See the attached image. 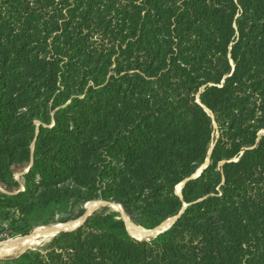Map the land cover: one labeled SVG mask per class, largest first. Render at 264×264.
I'll use <instances>...</instances> for the list:
<instances>
[{
  "label": "trees",
  "instance_id": "trees-1",
  "mask_svg": "<svg viewBox=\"0 0 264 264\" xmlns=\"http://www.w3.org/2000/svg\"><path fill=\"white\" fill-rule=\"evenodd\" d=\"M62 127L78 145L68 147ZM261 130L264 0H0V221L9 235L85 201L65 185L77 165L87 192L110 191L102 179L118 178L99 197L145 230L186 205L148 240L104 211L0 264H264ZM19 169H29L24 192ZM30 177L40 189L33 202Z\"/></svg>",
  "mask_w": 264,
  "mask_h": 264
},
{
  "label": "rangeland",
  "instance_id": "rangeland-1",
  "mask_svg": "<svg viewBox=\"0 0 264 264\" xmlns=\"http://www.w3.org/2000/svg\"><path fill=\"white\" fill-rule=\"evenodd\" d=\"M196 101H197V103H199V93L196 95ZM204 110L207 112L206 109H204ZM21 113H22V111L15 110L13 112V114H12V117L9 119L10 124L18 123L19 118H20L19 116H21ZM207 113L213 119L212 115L209 112H207ZM34 124L36 126L39 125L38 122H34ZM53 126H54V121L52 120L51 123L48 126H46V127L51 128ZM60 130H62V134L60 136L64 139V142H66L68 144V147L69 146H72V147L74 146L75 147V145L77 144V142L79 144V140L82 137H78V138H76L74 140H70L69 139V135L64 134L63 127ZM263 134H264V130H261L258 133V136L260 137ZM218 136H219V134H218L217 127H216L215 123L213 122V135H212V142L210 144V150H209V152L211 151L212 147L215 145V141L218 138ZM10 141H11V139H10ZM209 164H210L209 158H207L205 160V162L196 170V172L192 175V177L190 179L193 180V179L199 177L201 175V173L209 166ZM30 166H31V163H30L29 167ZM20 170L21 169L15 170V174L13 176V180L15 182H18L19 189H20L19 191L20 192H24V184L22 182V177L24 175L28 174L29 169L23 170V171L22 170L20 171ZM218 170L219 169H216L215 171L217 172ZM85 172L86 171L80 169V166L79 165L75 166V169H74L71 177L69 176V179H68V181L65 184V185H68V191H69V193H76V194L82 196V198H84L85 201L84 202H80L77 205H74L70 209H66V210L65 209H59V210H55V211L54 210H49L47 212V215L44 216L43 219H36L35 221H37V220H48V221H51L52 220V221H55V223H50L47 226L37 225V226H35L31 230V232L27 236H29L30 234H32L36 230H41V229H45V228H49V227H54V226H58V225H65V228H63V230L58 231L56 234H54L51 237H39V238H36L34 241H32L25 248L21 249L20 251L14 253V254L2 256L1 257L2 259L0 258V260L7 259V258H11V257H16V256L24 253L27 250L44 251L48 247V244H49L50 240L52 238H54L56 235H58L60 232H62V231H65L66 232V231H69L71 229L72 230H75V229L83 226L84 223H85V221L88 218H90L91 216H93L94 214H99V213L104 212V211H107L109 213H113V214L118 215L120 217V219L123 221L124 226H125V229H126V222H129L130 224H133V225H135V226H137V227H139V228H141V229L144 230V228L140 227L138 225V223H137L139 219L138 218H135V217H132V216H128L126 214V212L123 210L122 206L118 202H116L114 198L102 199L101 197H99V196H101V194H104V195H107V196L110 195L111 194V190H113L117 186V183L119 181L118 178L115 179V180H112V179L108 178L107 176H104V178L102 179V182L108 186V188H109L110 191H106L105 189H101L100 187H97L95 192H87V190L85 188L80 187V185L78 184V182H76V178H75L76 176H78L80 174H83ZM210 174H211L210 177H212L213 180H215L216 174L213 171ZM28 179L30 181H32L34 184H33V187H30L31 189L29 191H27L25 197L28 200H30L31 202H33V201L36 200L37 194L40 191L39 184L32 177H30ZM184 185H185V181L182 182L181 184L177 185L174 188L175 195H177L178 197H181V192H182V189H183ZM216 190H218V187L216 188ZM0 193L3 194L5 192L0 189ZM198 194H200V192H198ZM90 203L95 204V207L96 208H95V210H93L91 212H87L86 211V206H87V204H90ZM79 206H82V208H83V211H84L83 216L80 217V218H77V219L70 220L69 217L72 216L71 215L72 214L71 212L77 211V207L79 208ZM185 208H186V205L181 209V211H183V213H184ZM173 218L174 217L168 218L166 220V221L173 220V221H171L170 226L174 222V219ZM166 221H164V222H166ZM7 227H8V224L6 222L0 221V248L3 247V245L5 246L7 243H9L10 241H12L14 239L21 238V237H27V236L11 237L9 235L8 231H7ZM169 227H167L165 229H162V230H156L157 228H155L154 231L151 230V232L152 231L153 232L145 240L151 239V238L155 237L157 233H159L160 231H164V230L168 229ZM148 232H150V231H148Z\"/></svg>",
  "mask_w": 264,
  "mask_h": 264
},
{
  "label": "bare ground",
  "instance_id": "bare-ground-1",
  "mask_svg": "<svg viewBox=\"0 0 264 264\" xmlns=\"http://www.w3.org/2000/svg\"><path fill=\"white\" fill-rule=\"evenodd\" d=\"M95 208H96L95 204L90 203V204H87L86 211L91 212V211L95 210ZM171 221H173V220H168L166 222H163V224H161L156 230H162V229L169 227L171 224ZM63 228H65V225H58V226H54V227H49V228H45V229H41V230H36L27 237H21V238L14 239V240L10 241L9 243H7L5 246L3 245V247L0 248V258L2 256L11 255V254H14V253L20 251L21 249L28 246L36 238L51 237L54 234H56L58 231L63 230ZM126 230L131 237H133L137 240H145L154 231L153 230L152 232L151 231L148 232V231L143 230V229H141V228H139L133 224H130L129 222H126Z\"/></svg>",
  "mask_w": 264,
  "mask_h": 264
},
{
  "label": "water",
  "instance_id": "water-1",
  "mask_svg": "<svg viewBox=\"0 0 264 264\" xmlns=\"http://www.w3.org/2000/svg\"><path fill=\"white\" fill-rule=\"evenodd\" d=\"M210 152H211V151H210ZM210 152H209V155H210ZM187 181H188V180H186L185 183H186ZM182 213H183V211H181L177 216H175V217L173 218V219H174V222L177 221V220L180 218V216H181ZM174 222L172 223V225L174 224ZM172 225H171V226H172ZM171 226H170V227H171ZM170 227H169L168 229H170ZM168 229H166V230H164V231H160L159 233L156 234V236L159 235V234L164 233V232L167 231ZM144 230H145V229H144ZM153 230H154V229H153ZM69 231H72V229L69 230ZM146 231H151V230H146ZM62 232H65V231H62ZM60 233H61V232H60ZM132 238H133V237H132ZM134 239H135V238H134ZM136 240H137V239H136ZM147 240H148V239H147ZM1 259H2V258H1Z\"/></svg>",
  "mask_w": 264,
  "mask_h": 264
}]
</instances>
